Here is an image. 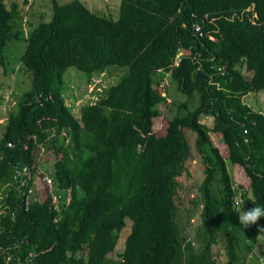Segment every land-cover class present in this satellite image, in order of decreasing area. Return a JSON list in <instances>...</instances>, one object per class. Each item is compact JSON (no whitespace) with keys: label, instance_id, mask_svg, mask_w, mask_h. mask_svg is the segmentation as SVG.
Wrapping results in <instances>:
<instances>
[{"label":"trees","instance_id":"trees-1","mask_svg":"<svg viewBox=\"0 0 264 264\" xmlns=\"http://www.w3.org/2000/svg\"><path fill=\"white\" fill-rule=\"evenodd\" d=\"M28 1L0 0V52L27 25L21 62L31 72L0 135V264H105L127 219L119 264H252L259 240L256 262L264 264V217L246 228L238 219L264 208V113L243 101L264 90V0H120L117 19L81 0H50V19L35 26L24 22ZM71 66L88 83L111 68L122 74L75 112L63 89ZM156 72L189 98L200 95L194 108L180 102L158 130L166 86L154 87ZM186 129L196 132L205 165L197 247L176 221L177 178L191 154ZM226 159L249 180L239 208ZM25 165L52 166L55 203L41 183L22 208L15 168Z\"/></svg>","mask_w":264,"mask_h":264},{"label":"rangeland","instance_id":"rangeland-1","mask_svg":"<svg viewBox=\"0 0 264 264\" xmlns=\"http://www.w3.org/2000/svg\"><path fill=\"white\" fill-rule=\"evenodd\" d=\"M7 4L11 0H5ZM22 2V0H18ZM59 3H65L70 0H57ZM96 8L92 7L89 3L85 2L86 6L95 13L112 17L117 19L119 16L120 0H90ZM31 7L30 1L26 5L27 12L25 13V20H32L35 26L40 21H47L52 14L50 0H32ZM26 31L29 29L27 25ZM16 27V26H15ZM14 27V30L16 28ZM24 27V26H23ZM25 28V27H24ZM21 30V28H18ZM26 31L24 34H26ZM23 32L20 35L12 37L8 40L6 46L0 52V135L4 131L6 118L9 112L16 109L18 99L21 94L31 86V72L22 64L21 56L26 46V40ZM122 74V69H109L105 73L94 75L91 83H88V75L86 72L81 71L76 67H68L63 74V89L66 103L73 108L76 112L81 104L95 100L96 94L94 90L101 91L110 84L116 82ZM161 73L156 72L152 75L154 87H158V83L166 86L161 95L165 96L166 101L158 104L160 115L154 118V130L163 129L167 120L172 117L176 112V106L185 100H188L189 108H194L200 102V95L196 91L192 97H188L181 91L175 88V84L167 77L162 82ZM157 85V86H156ZM99 88V89H96ZM243 101L249 104L253 109L260 110L264 113V90L252 92L243 97ZM209 123L211 120L206 119ZM186 137L190 144L191 154L186 162V168L183 173L177 178V188L175 195V203L177 207L176 221L179 225L181 235L185 241H192L195 246L202 244V221L201 213L203 209L204 198L201 191L202 181L205 177V165L202 157L197 150L196 138L197 134L191 129H186ZM211 138L214 144L219 148L223 156L228 155V148L217 134L211 133ZM38 152L41 149L37 150ZM226 165L230 172L233 186L238 190L235 196L236 206L240 201L239 192L246 190L250 194L249 180L245 175L243 168L237 164H231L226 159ZM51 167V166H50ZM47 170H49V168ZM2 194L0 195L1 199ZM126 226L121 230L119 239L115 250L108 254L105 264H119L121 260V253L124 249L125 238L130 231V220H126ZM213 249L216 250V247ZM261 241L259 240L256 247L253 249L251 256L254 257L251 261L252 264H258L257 256L261 253ZM222 259V256L220 257ZM264 263V259H262Z\"/></svg>","mask_w":264,"mask_h":264},{"label":"built area","instance_id":"built-area-1","mask_svg":"<svg viewBox=\"0 0 264 264\" xmlns=\"http://www.w3.org/2000/svg\"><path fill=\"white\" fill-rule=\"evenodd\" d=\"M196 30L200 31L201 27L200 25L196 24L195 26ZM202 34L201 32L199 33ZM183 56L182 51L179 49L173 60H172V66H176ZM219 71L224 72L225 66H218L217 67ZM165 81V80H164ZM162 81V82H164ZM10 144V143H9ZM52 167V166H51ZM51 167L49 170H45L41 168L40 166L31 167L29 165L22 166L21 168H15V179L17 182L16 190L18 191V197L22 198V202L25 206V209L28 208V201H33L34 197L39 196V193L41 191V188L39 185L42 183L48 190L51 191L50 195L52 197V202L55 203L57 199L59 198V195L52 192L53 188V177L49 174ZM2 198V196H1ZM5 212V207H0V213ZM16 215V211L13 209L11 210V216L14 219ZM11 255H8L6 257L7 260H10Z\"/></svg>","mask_w":264,"mask_h":264},{"label":"clouds","instance_id":"clouds-1","mask_svg":"<svg viewBox=\"0 0 264 264\" xmlns=\"http://www.w3.org/2000/svg\"><path fill=\"white\" fill-rule=\"evenodd\" d=\"M262 217H264V208L253 206L245 210L243 214L238 217V219L239 224L246 228L250 225L256 224L257 221Z\"/></svg>","mask_w":264,"mask_h":264},{"label":"crops","instance_id":"crops-1","mask_svg":"<svg viewBox=\"0 0 264 264\" xmlns=\"http://www.w3.org/2000/svg\"><path fill=\"white\" fill-rule=\"evenodd\" d=\"M84 4H86L85 2L89 3L92 7L96 8V6L90 1V0H81ZM33 5V2H32ZM31 7V6H30ZM90 9V8H89ZM32 22V20H31Z\"/></svg>","mask_w":264,"mask_h":264}]
</instances>
